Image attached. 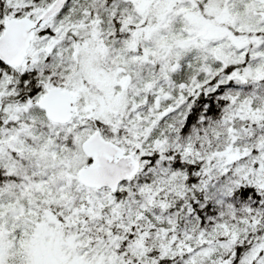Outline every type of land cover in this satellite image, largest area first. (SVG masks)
<instances>
[{
	"label": "snow or ice",
	"instance_id": "obj_1",
	"mask_svg": "<svg viewBox=\"0 0 264 264\" xmlns=\"http://www.w3.org/2000/svg\"><path fill=\"white\" fill-rule=\"evenodd\" d=\"M0 264H264V0H0Z\"/></svg>",
	"mask_w": 264,
	"mask_h": 264
}]
</instances>
